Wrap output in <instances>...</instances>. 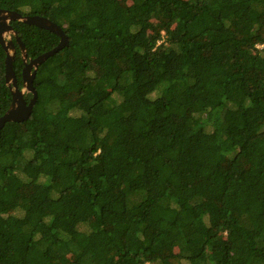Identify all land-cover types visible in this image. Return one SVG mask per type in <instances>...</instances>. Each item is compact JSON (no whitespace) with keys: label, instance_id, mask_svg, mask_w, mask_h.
<instances>
[{"label":"trees","instance_id":"16d2710c","mask_svg":"<svg viewBox=\"0 0 264 264\" xmlns=\"http://www.w3.org/2000/svg\"><path fill=\"white\" fill-rule=\"evenodd\" d=\"M0 7L69 37L2 132L0 264H264V0ZM12 25L31 58L60 43Z\"/></svg>","mask_w":264,"mask_h":264},{"label":"water","instance_id":"95a60500","mask_svg":"<svg viewBox=\"0 0 264 264\" xmlns=\"http://www.w3.org/2000/svg\"><path fill=\"white\" fill-rule=\"evenodd\" d=\"M16 20L57 33L61 37L60 43L56 47L35 58L29 57L25 43L12 25V22ZM12 35L15 36L21 47L24 60L22 86L19 84V79L14 67L17 49ZM0 42L6 51V82L12 93V101L8 110L0 116L1 143L3 129L9 122H23L33 114L34 107L38 100V92L34 85L38 69L46 60L69 44V37L60 24L46 16L28 15L17 10L0 7ZM29 93L33 94L30 100L27 99Z\"/></svg>","mask_w":264,"mask_h":264},{"label":"bare ground","instance_id":"6f19581e","mask_svg":"<svg viewBox=\"0 0 264 264\" xmlns=\"http://www.w3.org/2000/svg\"><path fill=\"white\" fill-rule=\"evenodd\" d=\"M31 118V117H30Z\"/></svg>","mask_w":264,"mask_h":264},{"label":"flooded vegetation","instance_id":"af4514ba","mask_svg":"<svg viewBox=\"0 0 264 264\" xmlns=\"http://www.w3.org/2000/svg\"><path fill=\"white\" fill-rule=\"evenodd\" d=\"M24 68V67H23Z\"/></svg>","mask_w":264,"mask_h":264}]
</instances>
